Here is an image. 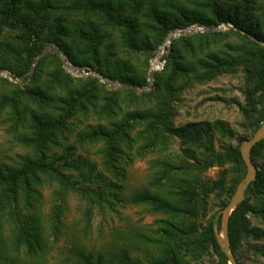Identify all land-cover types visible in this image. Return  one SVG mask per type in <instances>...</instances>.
<instances>
[{"label": "trees", "instance_id": "trees-1", "mask_svg": "<svg viewBox=\"0 0 264 264\" xmlns=\"http://www.w3.org/2000/svg\"><path fill=\"white\" fill-rule=\"evenodd\" d=\"M223 22L229 24L223 30L172 38L150 88L135 91L147 85L150 60L170 31ZM262 43L264 0H0V71L21 80L0 75V118L24 150L8 162L0 159V264H43L52 248L48 235L55 241L68 233L62 230L69 195L85 201L89 226L91 206L113 210L122 201L127 166L151 152L156 154L145 183L126 202L160 215L155 227L130 230L131 246L110 255L86 250L81 240L88 231L76 230L68 239L77 257L72 264H198L210 248L216 264H228L213 229L215 222L220 230V216L201 229L198 218L206 214L211 194L223 208L243 177L244 136L218 151L211 134H228L223 121L178 126L174 118L185 88L240 70L241 125L254 132L264 118ZM46 46L58 47L72 65L127 87L71 74L57 50L40 56ZM170 137L178 138L181 152L169 157L161 151ZM92 146L100 163L78 152ZM263 152L264 137L251 148V159L258 161ZM214 165L228 166L216 178H204L203 171ZM249 213L264 225L263 164L229 216L233 252L248 238L264 241V228L252 226ZM251 249L264 254V246Z\"/></svg>", "mask_w": 264, "mask_h": 264}, {"label": "rangeland", "instance_id": "rangeland-1", "mask_svg": "<svg viewBox=\"0 0 264 264\" xmlns=\"http://www.w3.org/2000/svg\"><path fill=\"white\" fill-rule=\"evenodd\" d=\"M224 28L219 30H223ZM67 61L69 62L68 59ZM62 66L64 67L63 64ZM74 67L79 68L77 66ZM65 69L67 70V68ZM67 71L70 72V70ZM0 73V75L7 76L8 78L11 77L5 70L0 71ZM242 81V73L238 70L235 73H222L205 84H193L191 87L185 88L176 105L177 114L174 118L175 124L182 126L189 122L223 121L229 131L228 134H226L225 137L221 136L217 131H213V135L211 134L213 146L218 151L224 146L237 144L238 138L241 136H244V140L250 137L253 132L249 128L246 129L241 125L242 115L239 105L244 102ZM88 121L95 123L94 119ZM83 124L84 121L81 123V126ZM16 134L17 133H14L10 128V124L4 122L3 119L0 118V159L3 162L10 161L16 154L24 151L23 147L16 139ZM68 141L71 143L74 142V133L69 137ZM96 148V146H92L86 150L79 149L78 152L100 163L98 154L95 153ZM56 152L59 153L61 151L57 148ZM178 152H181L178 138L170 137L168 140V148L161 151V154L166 155V153H168L169 155L167 156L170 157ZM155 154V152H151L144 157L134 158L133 162L127 166L128 173L126 180L123 181L122 189L119 192L122 201L119 202L113 210L91 206L89 226H86V217L84 215V210L86 208L85 201L80 199L78 194H70L63 215L64 228L62 230L63 232L67 230L68 233H63L55 241L52 232L48 235V239L52 243V248L48 252L46 261L43 264H72V259L77 257L76 254L71 251L68 239L69 237L71 238V233L79 229L82 230L81 235L88 231V235L81 240L86 250H94L95 252H103L105 255H110L114 251H117L120 246L130 245V240L126 234L130 230L133 232L134 229L139 227H142V229H145L144 227L146 226L149 228L155 227V220L160 215L148 213L142 205L126 202L127 195L134 188H138L145 183L149 160L152 156H155ZM255 164L257 170L262 164L264 165V152ZM227 166L228 165H214L208 167L203 171L202 176L206 179H214L218 176L219 171ZM98 168H100V166H98ZM104 173L110 176L108 172ZM48 191L49 188L47 191H43V193L47 195ZM219 202L220 198L216 197L214 194L208 197V210L204 216L199 215L198 218V224L200 225L199 229L204 228V226L208 224L209 219L215 220V216L220 210ZM43 205V210L45 212L44 220L47 228L49 227V231L50 225H48L46 221L51 202L47 201ZM102 210L105 212L102 213ZM249 217L252 226L264 228V225L257 215L249 213ZM254 244L264 246V241H256L248 238L242 242L237 252H233L237 264H264V254H255L251 249ZM142 246L145 247L144 245ZM196 262L198 264H216L217 255L214 250L210 248L209 253L204 254ZM228 264L230 263L228 262Z\"/></svg>", "mask_w": 264, "mask_h": 264}, {"label": "water", "instance_id": "water-1", "mask_svg": "<svg viewBox=\"0 0 264 264\" xmlns=\"http://www.w3.org/2000/svg\"><path fill=\"white\" fill-rule=\"evenodd\" d=\"M224 27H228V23L223 22L220 25H217L215 27L203 26L202 30H216V29L219 30V29L224 28ZM258 42H260V41H258ZM262 44H264V43H262ZM50 49H55L60 53L62 61H63V65L65 68H67V70H70V72L73 74H78V75L83 74L79 68L72 66L67 61L66 56L63 54V52L58 47L52 48L50 46H46L43 49V51L40 53V56L42 54H44L45 52L49 51ZM98 77L100 78L101 81H104V82L108 83L109 85H112L116 88L123 89V88L127 87L126 85L122 84L121 82L116 81V80H111L108 77H105L102 75H99ZM9 78L14 80L15 82L21 81L18 78H11V77H9ZM147 80H148L147 86L135 88V91L147 90L148 88H150V85L153 82V70L152 69H150L148 71ZM263 137H264V118H263L260 126L253 132V134L250 137L243 140V142L241 143V145L239 147V151H240L242 160L245 164V173H244L243 177L241 178V180L236 185L235 190L232 193V195L230 196L227 204L223 208H221L215 216V219H217V217L220 216V230L219 231L217 230L216 223L215 222L213 223V229H214V233L216 236L217 243L219 244L221 250L223 251V253L225 254V256L227 258V261L230 264H237V260H236L235 255L233 254L232 249H231L230 241H229V237H228L229 216H230L232 210L236 207V205L239 204L243 200L244 195H245V190L247 189L249 183L256 176L257 167H256L255 162L251 159V148L253 147V145L255 143H257Z\"/></svg>", "mask_w": 264, "mask_h": 264}, {"label": "built area", "instance_id": "built-area-1", "mask_svg": "<svg viewBox=\"0 0 264 264\" xmlns=\"http://www.w3.org/2000/svg\"><path fill=\"white\" fill-rule=\"evenodd\" d=\"M202 27L203 26H189V27H186L184 29L177 28V29H175L173 31H170L166 35V37L164 38V40L161 43V45L158 47L155 56L150 60L149 70L152 69L153 70V74H154V72L156 70H159V69L162 68V66H163V64L165 62V59L162 58V56L168 53V50H169V47H170V42H171L172 38L181 35L185 31H192V30H194V31H204V30H202ZM80 70L83 73L82 75H97V76H99V74H95V73H93L91 71H85L83 69H80ZM76 75H78V74H76ZM147 85H148V80H147ZM147 85H145V86H147Z\"/></svg>", "mask_w": 264, "mask_h": 264}]
</instances>
